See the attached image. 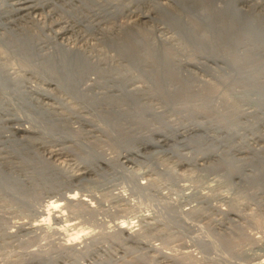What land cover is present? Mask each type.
Returning a JSON list of instances; mask_svg holds the SVG:
<instances>
[{
  "label": "rangeland",
  "instance_id": "1",
  "mask_svg": "<svg viewBox=\"0 0 264 264\" xmlns=\"http://www.w3.org/2000/svg\"><path fill=\"white\" fill-rule=\"evenodd\" d=\"M16 1L0 0V67L18 81L15 86H11L12 81L6 82L9 97L4 105L0 103V264H106V255L135 244L144 248L171 246L174 250H171L172 262L169 264L257 262L256 259L247 262L239 257H247L245 248L254 247L259 241H263L264 249V44L243 40L233 47L223 46L227 58L213 59L171 22L172 17H178L177 21L182 20L181 23L192 22L198 35L204 41L212 42L214 28L205 22L211 18L213 24H227L224 9L229 6L238 8L241 14L251 13L256 17L258 29L263 28L260 24L264 19V0H32L17 6L13 5ZM158 3H164L166 9ZM33 4L36 9L32 12L17 13L13 9ZM127 8L148 13L151 18H127ZM210 9L216 14L209 13ZM62 25L70 28L64 39L54 33ZM119 25L122 30L118 31ZM126 31L130 32L129 39L138 44L140 51L151 48L157 53L164 47L171 51L180 74V84L164 89L171 94H165L163 90L157 94L155 86L141 72L149 71L150 66L131 67L122 56L124 54H118V48L110 44L122 39ZM227 32L231 34L230 29ZM10 36L28 38L29 50L15 54L16 44L6 41ZM65 42L85 54L83 59L105 69L100 73H94L93 69L86 73L98 80L97 84L93 79L85 80L86 85L91 84V90L86 93H104L98 96L101 101H93L94 112H107L111 106L114 110L119 109L123 115L119 124L107 121L101 114L93 116L88 107L91 100L87 97V103L83 99L74 102L73 98H67L74 107L70 110L64 103L66 95L55 90L54 85L48 88L52 87L57 102L42 99L28 88L29 83L47 88L43 84L47 80L44 68L39 69L47 63L41 60L58 49L54 44ZM10 48L14 49L13 53ZM236 58L241 61L238 68L233 63ZM33 62L37 65L32 69L21 65H32ZM34 70L35 76L31 73ZM241 73L244 76L247 73L245 79L248 80L242 79ZM253 78L259 82L255 83ZM135 86H141L149 94H140L135 100L115 98L119 94L115 88L133 90ZM178 87L185 88L186 93H180ZM17 112L21 113L20 119L15 116ZM80 115L93 116L94 123L101 126L109 122L107 126L111 127H105L113 131V136L101 134L91 124L83 122ZM20 122L36 124L33 132L44 128L48 134L42 133L43 138L30 134L28 137L33 139H23L26 134L15 133L11 128ZM190 124H198L201 131L181 135L162 147L141 148L140 143L151 144V139L159 137L156 135L158 129L170 135L179 127ZM50 129L54 132L52 135ZM71 129L79 132L80 135L73 136L81 137L80 143L76 144L70 136ZM151 129H157V132ZM115 130H120V134ZM137 148H141L143 155L134 157L135 161L121 163L124 158H117L123 150L137 151ZM53 149H58L61 154L50 158L48 153ZM92 152L100 153L96 156L100 169L89 175L69 176L68 171L79 164L80 157ZM203 152L210 155L209 160L203 159ZM82 165L81 162L79 167ZM209 165L212 167L208 168ZM33 171L37 172L34 174ZM69 193L78 199L66 202L63 198ZM53 199L61 205L49 209L46 203ZM44 217H47L46 221H42ZM121 223L130 227L131 233L136 229L134 234L130 236V231L115 233ZM73 228L84 229L77 240L68 242ZM187 244L198 245L203 253L197 258L189 255V249L183 247ZM204 245L210 246L204 250ZM147 252L143 254L149 257L144 264H155L152 257L155 253ZM118 254L121 253L118 251ZM226 257L229 259L225 263ZM164 263L168 264L167 261ZM112 264H122V261L112 260Z\"/></svg>",
  "mask_w": 264,
  "mask_h": 264
},
{
  "label": "bare ground",
  "instance_id": "2",
  "mask_svg": "<svg viewBox=\"0 0 264 264\" xmlns=\"http://www.w3.org/2000/svg\"><path fill=\"white\" fill-rule=\"evenodd\" d=\"M30 1H32V0H22V1H16V2H14V4L13 5H18V4H25V3H27V2H30ZM158 1H161V0H158ZM157 1V2H158ZM175 1V0H174ZM252 1V0H251ZM156 2V1H155ZM179 2V1H178ZM243 2H246V0H243ZM13 3V2H12ZM263 3V2H262ZM8 4V3H7ZM11 3H9V5H10ZM159 4V5H158ZM157 5L158 6H160V7H167L164 3H158ZM251 4V3H250ZM259 4V3H258ZM261 5V4H260ZM8 6V5H7ZM254 6V5H253ZM262 6V5H261ZM12 7V6H11ZM225 7V6H224ZM17 13L19 12V11H25V10H29V11H33L34 9H36L35 8V5L33 4V5H25V6H23V7H18V8H13ZM162 9V8H161ZM164 9H166V8H164ZM168 9V8H167ZM171 9V8H170ZM220 9V8H219ZM241 9V8H240ZM252 9H254V8H252ZM163 10V9H162ZM211 10V11H210ZM209 10V13H213L214 15L216 14L215 13V10H212V9H210ZM225 11H226V15H227V17H228V22H227V24H223V23H217V24H213L214 22H213V20L210 18V19H207L206 20V25L207 26H211L212 25V27L214 28V33H215V38H214V40L211 42H208V41H204L205 39L200 35H198V33H197V27L192 23V22H187V21H185V22H183V23H181V21L180 22H178L177 21V19H178V17H172V24H173V26H177L178 28H179V30L181 31V32H183V34L185 35V37L189 40V41H192V42H195L200 48H201V50H203L204 51V53H206V55H207V57L209 56V58L210 57H212L213 59H215V57L217 58V57H225V58H227L226 57V51H225V53H223V46L224 47H226L227 45L228 46H230V47H233V46H235V45H237V44H239V43H242V41L243 40H245V41H247V40H251V43L252 44H264V27H263V25H264V19L261 21V23L263 22V24H260L263 28H261V29H258V25L256 24L257 22L254 20V17L255 16H253L251 13H246V14H241L240 12H238L239 10H238V8H236V7H234V6H229V7H227L226 9H224ZM28 11V12H29ZM169 11V10H168ZM221 11V10H220ZM219 11V12H220ZM249 11V10H248ZM162 12V11H161ZM246 12V11H245ZM124 15V14H123ZM126 16H127V18H132L133 16H139L140 17V19L141 18H151V16L148 14V13H143V12H138V11H136L135 9H133V10H131V9H126V14H125ZM169 15V14H168ZM213 15H211V17H212ZM264 16V15H263ZM167 17V16H166ZM256 18V17H255ZM218 21H219V19H218ZM57 24V23H56ZM172 26V27H173ZM50 27V26H49ZM50 29V28H49ZM231 30V34L229 35L228 34V32H227V30ZM51 30V29H50ZM70 28H69V26L67 27V26H63L62 25V27H60V29L59 30H57V31H55L54 30V33H55V35L56 36H60V37H62L61 39H64V35H66V34H68L70 31ZM117 30L119 31V30H122V27L119 25V27L117 28ZM211 30H213V29H211ZM129 34H130V32L129 31H126L125 32V34H124V37L122 38V39H120L118 42H110V44H112V45H114L115 47H117L118 49V54H120V53H122V54H124V55H122V56H124L126 59H125V61L128 63V65H130L131 67H139L140 65H143L144 64V66H147V67H149L150 66V69H149V71L147 70V71H145V70H143V71H141V72H143V74H144V76L143 77H145L148 81L150 80V82L152 83V86H155L154 88H156V92H157V94H160V91H164V93L165 94H171L169 91H166V90H164L168 85H178V84H180V74H179V72L178 71H176V70H178L177 68H176V65H175V63H174V59H173V57H172V54H171V51L168 49V48H162V50H160V51H158L157 53H154L153 52V50L151 49V48H148V49H146V48H143L141 51H140V49H139V46H138V44H136L135 42H133V41H131L130 39H129ZM227 34L229 35V36H227ZM131 35V34H130ZM2 37H0V42H1V39ZM59 38V37H58ZM129 39V40H128ZM165 39V38H164ZM162 40V39H161ZM8 43H13V44H16L15 46L17 47L16 48V53L15 54H17V53H25L26 51H28L29 49V47H28V38H26V37H16V36H10V37H8V39L6 40ZM63 41V40H62ZM68 41V40H67ZM136 41V40H135ZM167 41V40H166ZM56 42V41H55ZM191 42V43H192ZM3 43H4V41H3ZM67 43L68 42H65V43H62V44H54V46H56V47H58V49L56 48V50H55V52H53V53H51V54H48V56H45V57H43L42 58V62L44 63H47L46 65H41V67H39V69L40 68H44L43 70H44V74H46V77H44L45 79H47V80H44V81H46V82H43V84H45L46 86H47V88L49 87V86H52V85H54L55 87H54V89L55 90H59L60 91V93H62L63 95L65 94L66 95V99L67 98H73L74 99V102H79L78 100H82L83 99V101H85V103H87V101H86V99L87 100H91V101H89V103H88V107H90V110L93 112L92 113V115L94 114H101V115H103L105 118H107L106 120L108 121H115V123H118L119 124V121H121L120 119L122 118V116H121V110H114V108L111 106V107H109L110 108V110L109 111H107V112H104L103 110L100 112V113H98V111H96V112H94L96 109H95V106H94V102L93 101H97V102H99V101H101V97H98L99 95H102V94H104V93H101V92H92V94H90V95H88L87 93H86V91H90L91 90V88H89L90 87V85L91 84H85V80H87V81H89V80H92L93 79V83H95V84H97L98 83V80L97 79H94V77L93 78H90L89 77V75H87L86 73L87 72H89V71H91L92 69V71H94V73H100L102 70L104 71L105 69H100V68H98V64L97 63H93L92 61L90 62V61H88V59L87 60H85V59H83V58H85L84 57V55H82L81 54V52L79 51V49L77 48H74V47H72V46H68L67 45ZM2 44V43H1ZM141 44V43H140ZM3 45V44H2ZM73 45H74V43H73ZM144 45H146V44H144ZM7 46V45H6ZM62 46V47H61ZM242 46V45H241ZM256 46V45H255ZM4 47V46H3ZM8 47V46H7ZM10 47V46H9ZM194 47V46H193ZM14 48V47H13ZM8 49V48H7ZM15 49V48H14ZM14 49H11L10 48V50H12V52L11 53H13V50ZM9 50V49H8ZM237 51V50H236ZM8 52V51H7ZM15 52V51H14ZM232 52V51H231ZM234 52V51H233ZM5 53V52H4ZM6 54V53H5ZM4 54V55H5ZM11 55V54H10ZM20 55V54H19ZM19 55H18V57H19ZM23 55V54H22ZM27 55V54H26ZM229 55V54H228ZM1 56V55H0ZM13 56V55H12ZM15 56V55H14ZM59 56H63L62 58H60ZM230 57H231V54L229 55ZM18 57H16V58H18ZM47 57H49V59H47ZM229 57V58H230ZM235 57V56H234ZM237 57V56H236ZM248 57V56H247ZM23 58V57H22ZM26 58V57H25ZM24 58V59H25ZM252 58V57H251ZM8 59V58H7ZM10 59V58H9ZM19 59H21V58H19ZM28 59V58H27ZM5 60V59H4ZM22 60V59H21ZM21 60L20 61H18V60H15V61H18V62H16V63H19V62H21ZM30 60V59H29ZM123 60V59H122ZM207 60H209V59H207ZM233 60V59H232ZM231 60V61H232ZM238 59L236 58V59H234L233 60V63H234V65L235 66H239V61L240 60H238ZM8 61H10V60H8ZM14 61V60H13ZM26 61V60H25ZM31 61H32V59H31ZM230 61V62H231ZM4 62H7V61H3V63ZM12 62V61H11ZM35 62V61H34ZM33 62V63H34ZM57 62L58 63H60L59 65L57 64ZM13 63V62H12ZM27 63V62H26ZM25 63V64H26ZM226 63V62H225ZM240 63H241V61H240ZM14 64H15V62H14ZM13 64V65H14ZM25 64H22L21 63V65H24L23 67H28V68H31L32 69V67H33V65L35 66V64L36 63H34V64H29V65H25ZM186 64H188V65H190V63H186ZM17 65V64H16ZM20 65V66H21ZM37 65V64H36ZM185 65V64H184ZM233 65V66H234ZM246 65V64H245ZM249 65V64H248ZM1 66V65H0ZM6 65H4V67H5ZM18 66V65H17ZM19 66V67H20ZM238 66L236 67V68H238ZM9 67V66H8ZM18 67V68H19ZM38 67V66H37ZM254 67V66H253ZM256 67V66H255ZM15 68V67H14ZM21 68H22V66H21ZM20 68V69H21ZM46 68V69H45ZM236 68H234V69H236ZM31 69H30V71H31ZM34 69H35V67H34ZM240 69V68H239ZM243 69V68H242ZM247 69V68H246ZM11 71H12V69H10ZM22 71H23V69H21ZM21 70H18V71H20L21 72ZM27 70V69H26ZM36 70V69H35ZM34 70V72L32 71L31 73H33L34 74V76L36 75V71ZM42 70V69H41ZM41 70H39V71H41ZM17 71V72H18ZM242 71H244V70H242ZM250 70H248V72H249ZM253 71V70H252ZM254 71H256V70H254ZM264 71V70H263ZM12 72H14V69H13V71ZM16 72V71H15ZM14 72V73H15ZM26 73H27V71H25ZM8 73H9V71H8ZM13 73V74H14ZM24 73V72H23ZM30 73V72H29ZM43 73V72H42ZM237 73H238V71H237ZM17 74V73H16ZM19 74V73H18ZM18 74H17V76H18ZM37 74H39V73H37ZM243 73H241V75H242ZM250 74H251V72H250ZM11 75V74H10ZM40 76H41V74H39ZM141 75V74H140ZM240 75V74H239ZM33 76V77H34ZM39 76V77H40ZM243 76V77H242ZM241 77H242V79H245V76H247V73H246V75L244 76V75H242ZM18 77H20L21 78V76L19 75ZM100 77H101V79H102V75H100ZM99 77V78H100ZM253 77V76H252ZM251 77V78H252ZM262 77V76H261ZM263 77H264V75H263ZM22 78H24V76L22 77ZM238 78H240V77H238ZM248 78V77H247ZM251 78H249V79H251ZM257 78V77H256ZM254 79L253 81L256 83V82H259L257 79ZM13 80H14V82L17 80V78H12L11 76H9V74H7V73H5V71L0 67V103L1 104H5V102L7 101V100H5L6 98H8L9 96H8V94H9V92H6V88L8 87H6L5 85H6V82L7 81H12L10 84H11V86L12 85H14L15 86V84L17 83V85H18V81L17 82H13ZM245 80H248V79H245ZM240 81V80H239ZM250 81V80H249ZM261 81V80H260ZM264 81V80H263ZM250 82H252V81H250ZM253 83V82H252ZM259 84V83H258ZM258 84H256V85H258ZM8 85V84H7ZM34 85H35V83H34ZM252 85V84H251ZM260 85V84H259ZM262 86V85H261ZM17 87V86H16ZM181 87H183V86H181ZM10 88H12V87H10ZM9 88V89H10ZM30 90H33V92L34 93H36V94H38V95H40L41 97H42V99H52L53 100V102H57V101H59L57 98V96L55 95V93L53 92V89H52V87L51 88H48V89H50V90H48L47 88H44V89H42V88H40L38 85H35V87L31 84V83H29V87H28ZM31 88H33V89H31ZM120 88V87H119ZM168 88V87H167ZM179 88V87H178ZM258 88V86L256 87V89ZM12 89H16V88H12ZM144 88H142L141 86H135V88L133 89V90H125V88H123L122 90H120V89H116L115 88V91H117V92H119V94L117 95V96H115V98L116 99H119V100H135V98H137L138 97V95H140V94H147L146 92H144V90H143ZM184 90H182V89H178L179 91H181L180 93H186V91H185V88H183ZM187 89V88H186ZM259 89V88H258ZM8 90V89H7ZM39 90V91H38ZM46 90V91H45ZM153 90V89H152ZM12 91V90H11ZM110 92L112 91V90H109ZM258 91V90H257ZM260 91V90H259ZM262 91V90H261ZM13 92H16V91H13ZM21 92V91H20ZM175 92V91H174ZM264 92V91H263ZM19 93V92H18ZM10 94H11V92H10ZM25 94V93H24ZM149 94V93H148ZM147 94V95H148ZM259 94H260V92H259ZM20 95V94H19ZM12 96V95H11ZM107 96H109V95H107ZM85 97V98H84ZM87 97V98H86ZM11 98V97H10ZM99 98V99H98ZM9 100V99H8ZM159 101V100H158ZM260 102V101H259ZM65 103V106H67L68 107V109H70V110H73L74 109V107L72 106V105H70V102L68 101V99L64 102ZM133 104H134V102H133ZM136 105V104H135ZM1 108H2V105H1ZM0 108V109H1ZM6 108V107H5ZM43 109V108H42ZM136 109V108H135ZM160 110V109H159ZM1 111V110H0ZM2 111H4V110H2ZM39 111V110H38ZM154 112H156V111H154ZM4 113V112H3ZM155 114V113H154ZM157 114H158V112H157ZM160 114H161V110H160ZM160 114H158V115H160ZM93 115V116H94ZM139 115V114H138ZM15 116L18 118V119H20V116H21V113H16L15 114ZM81 117H79L83 122H86V123H89V124H91V126H92V128H95V130H97L98 132H100L101 134H104V135H106V134H109V135H111V136H113V131L111 130H106V127L105 126H107V124L109 123H107L106 125H104V126H101L100 124L98 125L97 123H94V119H92L93 118V116H92V118H90V117H84V116H82V115H80ZM161 116V115H160ZM98 117H100V116H98ZM162 117V116H161ZM160 117V118H161ZM208 117V116H207ZM130 118L131 117H129V120H130ZM156 118V117H155ZM211 118V117H210ZM99 119V118H98ZM119 119V120H118ZM123 119H125V118H123ZM14 120V119H13ZM12 120V121H13ZM102 120V119H101ZM116 120H118V121H116ZM206 120V119H205ZM21 121V120H20ZM209 121V120H208ZM207 121V122H208ZM82 122V123H83ZM103 122V121H102ZM101 122V123H102ZM105 122V121H104ZM106 123V122H105ZM193 123H195V122H193ZM198 123V122H197ZM206 123V122H205ZM104 124V123H103ZM110 124V123H109ZM114 124V123H113ZM210 124V123H209ZM35 126V127H33V126ZM117 125V124H116ZM206 125H207V123H206ZM212 125H213V123H212ZM211 125V126H212ZM12 127V129H13V131L15 132V133H20V134H22V133H24V134H26L25 136H23L22 138L23 139H26V138H28V139H33V137L31 136V137H28L30 134H37V135H42L43 136V134L46 132L47 133V131H45L44 132V128H42L41 130H39L37 133L36 132H33L34 130L36 131V124H33V123H30V124H23V123H15V124H13V125H11ZM88 126V125H87ZM121 126V125H120ZM214 126H216V124L214 125ZM107 127H111V126H107ZM113 127V126H112ZM116 127V126H115ZM46 128V127H45ZM198 124H190V125H183V126H181V127H179V130H177V131H175L174 133H172V134H170V135H168V134H166L167 133V131H166V133L165 134H163V130H160V129H158V132H157V129L156 130H153V129H151V130H153V132H157L156 133V135L157 136H159L158 138H154V139H148V140H150L149 142L151 143V144H148V143H140V145H141V148L142 149H144V148H146V146H149V145H152L153 147H162V146H165V144H167V141H170V140H172V141H175L179 136H181V135H184V134H187V133H191V132H193V131H201V130H198ZM207 128V127H206ZM205 128V129H206ZM216 128H217V126H216ZM60 129V128H59ZM221 129V128H220ZM51 131H52V129H50ZM84 130V129H83ZM55 131V130H54ZM71 131V132H70ZM87 131V130H86ZM48 132H49V130H48ZM69 132L72 134H70V136H72L73 138H74V136H77V134H79V132L78 131H76V130H69ZM115 132H116V134H120V130H115ZM151 132V131H150ZM203 132V131H202ZM43 133V134H42ZM45 133V134H46ZM52 133H54L53 131L51 132V135H52ZM87 133H89V132H87ZM48 134V133H47ZM194 134V133H193ZM208 134V133H207ZM74 135V136H73ZM80 135V134H79ZM78 135V136H79ZM41 136V137H42ZM50 136V135H49ZM69 136V135H68ZM69 136V137H70ZM37 137V136H36ZM116 137H117V135H116ZM150 136H148V138H149ZM19 138V137H18ZM43 138V137H42ZM197 138H198V134H197ZM27 139V140H28ZM49 139H50V137H49ZM56 139V138H55ZM80 139H81V137H80ZM80 139H78V137H76V138H74V141H75V143L76 144H78L77 142H79V140ZM20 141L22 140V139H19ZM50 140H52V139H50ZM54 140V139H53ZM69 140V139H68ZM72 141V140H71ZM22 142V141H21ZM26 142V141H25ZM41 142V141H40ZM70 142V141H69ZM84 142V141H83ZM20 143V142H19ZM24 143V142H23ZM74 143V142H73ZM80 143V142H79ZM82 143V142H81ZM22 144V143H21ZM59 145H60V143H59ZM63 145V144H62ZM170 146V145H169ZM84 147V146H83ZM170 147H172V146H170ZM76 148V147H75ZM80 148V147H79ZM141 148H137V151H131V150H128V149H126V150H123V153H120L118 156H117V158H120V159H123V161L121 162V163H123V162H132L133 160L135 161L136 160V158H134V157H137V156H141V155H143V153H141L140 152V149ZM164 148V147H163ZM46 149V148H45ZM60 149V148H59ZM65 149V148H64ZM77 149V148H76ZM172 149V148H171ZM61 150V149H60ZM70 150V149H69ZM82 151V150H81ZM85 151V150H84ZM101 151V150H100ZM87 152V151H86ZM98 152H99V150H98ZM157 152V151H156ZM205 152H203V153H201V155H204V156H202L203 157V159H205V160H209V158H210V155H208V156H206V154H204ZM49 157L51 158L52 156H58V155H60L61 153H60V151H58V149H53L52 151H50L49 153ZM70 154V153H69ZM89 154V153H88ZM99 155H100V153H98ZM97 154V155H98ZM104 154V153H103ZM157 154V153H156ZM95 153H91L90 155H83V156H81L80 157V159H81V161L79 162V164L82 162L83 164H84V166L82 165V167L80 168L79 167V164H76L74 167H72V169H70L68 172H69V176H74V177H76V176H83V175H89V174H93L94 172H95V170H97V169H100V166L96 163L97 161H99V159L96 157L97 156ZM98 155V156H99ZM146 156V155H145ZM226 157V156H225ZM26 159V158H25ZM101 159V158H100ZM189 159H191V161H193V159L189 156ZM115 160V159H114ZM117 160V159H116ZM42 161V160H41ZM62 160H60V162H61ZM112 161V160H111ZM224 161H225V158H224ZM29 162V161H28ZM33 162V161H32ZM32 162H30V163H32ZM37 162H39V161H37ZM77 162V161H76ZM116 162V161H115ZM186 162V161H185ZM219 162H221V161H219ZM46 163V162H45ZM189 163V162H188ZM214 163V162H213ZM218 163V162H217ZM222 163V162H221ZM225 163V162H224ZM232 162H230V164H231ZM59 164V163H58ZM211 165H213L212 163H210ZM226 164V163H225ZM33 165H36V164H33ZM74 165V164H73ZM229 165V164H228ZM227 165V166H228ZM232 165V164H231ZM42 166V165H41ZM71 166V164L69 163V165H68V167H70ZM214 166H215V164H214ZM223 166V165H222ZM37 167V166H36ZM44 167H46L45 165H44ZM202 167V166H201ZM205 167H206V165H205ZM210 167H212V166H210L209 165V167L208 168H210ZM217 167V166H216ZM34 168H35V166H34ZM65 168V167H64ZM200 168V167H199ZM218 168V167H217ZM226 168V167H225ZM201 170H203V169H201ZM220 170V169H219ZM34 171H35V169H34ZM34 171H33V173H34ZM38 171V170H37ZM36 171V172H37ZM67 171V170H66ZM65 171V172H66ZM228 171V170H227ZM229 171H230V169H229ZM35 172V173H36ZM63 172V171H62ZM218 172V171H217ZM34 173V174H35ZM43 173V172H42ZM41 173V175L43 176V174ZM37 174H39V172L37 173ZM246 174V173H245ZM63 175H65V173L63 174ZM63 175H62V177H63ZM68 175V174H67ZM230 175V174H229ZM32 176V175H31ZM46 176V175H45ZM66 176V175H65ZM64 176V177H65ZM69 176H66V177H69ZM241 176H242V174H240L239 175V177L241 178ZM247 176H248V174H247ZM247 176H245V177H247ZM39 177V176H38ZM44 177V176H43ZM42 177V178H43ZM13 178V182H11L12 184L14 183V177H12ZM11 178V179H12ZM19 178V177H18ZM61 178V177H60ZM87 178V177H86ZM45 179V178H44ZM43 179V180H44ZM65 179H67V178H65ZM17 180V179H16ZM35 180H37V179H35ZM52 180V179H51ZM69 180V179H68ZM37 182V181H36ZM51 182V181H50ZM79 182V181H78ZM64 183V182H63ZM142 183V182H141ZM144 183V182H143ZM59 184H61V183H59ZM9 185V184H8ZM12 186V185H11ZM46 186V185H45ZM48 186H51V185H48ZM58 186V185H57ZM72 186V185H71ZM64 188V187H63ZM75 189V188H74ZM50 190V189H49ZM52 191H54V190H52ZM77 191V190H76ZM120 191V190H119ZM68 192H70V191H68ZM79 192V191H78ZM11 193V192H10ZM121 193V192H120ZM75 194H77L76 192H75ZM75 194H67V195H65V198H63L64 200H66V202L67 201H70L71 199L73 200L74 198H75ZM119 194V193H118ZM124 195V194H123ZM222 195V194H221ZM121 196V195H120ZM225 196V195H224ZM186 197H189V195L188 196H186ZM227 197V196H226ZM225 197V198H226ZM49 198V197H48ZM76 198H77V196H76ZM76 198L74 199V200H76ZM57 199H59V198H57ZM78 199V198H77ZM51 200V199H50ZM71 200V201H72ZM86 201H87V199H85ZM85 200H83V201H85ZM85 201V202H86ZM92 201V200H91ZM76 202V201H75ZM88 203H89V201H87ZM86 202V203H87ZM81 203H82V201H81ZM46 204H48V206L47 207H49V209L50 208H56V207H58V206H60L61 205V203H58V201L57 200H54L53 199V201H49L48 203H46ZM45 204V205H46ZM75 204V203H74ZM44 205V204H43ZM78 205H79V203H78ZM42 207H44V206H42ZM45 208V207H44ZM68 210V209H67ZM87 210V209H86ZM48 211V210H47ZM65 211V210H64ZM61 212V211H60ZM63 212V211H62ZM41 213V212H40ZM43 213V212H42ZM45 213H46V211H45ZM48 213V212H47ZM236 213V212H235ZM237 213H239V212H237ZM40 215V214H39ZM49 215V214H48ZM51 215V214H50ZM236 215V214H235ZM240 215V214H239ZM45 216V215H44ZM56 216H58V215H56ZM55 216V217H56ZM40 217V216H39ZM48 217V216H47ZM47 217H44V218H42V221H46L47 220ZM49 218V217H48ZM238 218H240L239 216H238ZM46 219V220H45ZM62 219V218H61ZM68 219V218H67ZM104 220V219H103ZM158 220V219H157ZM229 220H231V218H229ZM233 220V219H232ZM231 220V221H232ZM67 221V220H66ZM34 222V221H33ZM36 222V221H35ZM50 222V221H49ZM48 222V223H49ZM233 222V221H232ZM39 223V222H38ZM45 223V222H44ZM75 223H76V221H75ZM27 224H29V223H27ZM37 224V223H36ZM23 224H21V226H22ZM40 225V224H39ZM44 225V224H43ZM67 225V224H66ZM117 225V224H116ZM24 226V225H23ZM33 227H39V226H35V225H32ZM127 226V225H126ZM126 226H124L123 225V223H121V224H119L117 227L116 226H114V227H116V229H115V233L117 232L118 234H123L125 231H127V232H129L130 231V229H128V228H130V227H126ZM20 227V226H19ZM47 227V226H46ZM62 227H64V226H62ZM67 227V226H66ZM84 227V226H83ZM99 227V226H98ZM30 228V227H29ZM90 228V227H89ZM39 229V228H38ZM73 229H75V228H73ZM82 229H84V228H78V229H75L73 232H71V233H69V235H68V242H69V240H77L79 237H80V234L83 232L82 231ZM103 229V228H102ZM101 229V230H102ZM108 229V228H107ZM111 229V228H110ZM35 230V229H34ZM37 230V229H36ZM61 230V229H60ZM71 230V229H70ZM113 231H114V229H112ZM136 230V229H135ZM135 230H133L134 232H135ZM31 231V230H30ZM67 231V230H66ZM109 231H111V230H109ZM70 232V231H69ZM132 232V229H131V231H130V236H131V234L133 235L134 234V232L133 233H131ZM65 233V232H64ZM88 232H86V234H87ZM90 233V232H89ZM88 233V234H89ZM106 233H108V232H106ZM111 233V232H110ZM85 234V235H86ZM128 234V233H127ZM84 235V236H85ZM82 236V235H81ZM250 239V238H249ZM70 241V242H71ZM214 242V241H213ZM68 244V243H67ZM208 244V243H207ZM212 244V243H211ZM213 245V244H212ZM263 245V244H262ZM65 246V245H64ZM205 246V245H204ZM203 246V247H204ZM210 246V245H209ZM225 246H227V245H225ZM201 247H202V245H201ZM218 247V246H217ZM65 248V247H64ZM205 248H206V246H205ZM67 249V248H66ZM237 251H239V250H237ZM236 251V252H237ZM222 252V251H221ZM246 252H247V250H246ZM237 254V253H236ZM175 255V254H174ZM178 256V255H177ZM232 256V255H231ZM181 258V257H180ZM242 260V259H241ZM237 261V260H236ZM244 263V262H243ZM247 264V263H246Z\"/></svg>",
  "mask_w": 264,
  "mask_h": 264
},
{
  "label": "built area",
  "instance_id": "3",
  "mask_svg": "<svg viewBox=\"0 0 264 264\" xmlns=\"http://www.w3.org/2000/svg\"><path fill=\"white\" fill-rule=\"evenodd\" d=\"M263 241H259L258 245L252 247H246L245 249L247 250V254H249L247 257H242L240 255L239 259L241 258L242 260H247L249 261H254L255 259L257 262L254 264H264V249L262 248L263 245H261ZM189 249L187 252L189 255L197 258L203 253L202 251L199 250L198 245L194 244H187L186 246H183ZM209 246H206L208 248ZM204 250H207V249ZM201 250L203 248H200ZM171 250H174V248H171V246H167L165 248H160V247H155V248H144L143 246H138V245H127L126 247H121L120 250H117L116 253H111L112 255H106V264H112V260H120L122 261V264H144V260L146 258H149L147 256H143L144 253H148L147 251H151L152 253H155L153 257V260L155 261V264H163V262L167 261L169 264L172 262V256H171ZM107 251H112V250H107ZM106 251V252H107ZM118 251L122 254H118ZM105 252V251H104ZM112 256L115 257L112 258ZM129 256V258H127ZM108 258V259H107ZM210 259V258H208ZM225 263L229 259L228 257L225 258ZM216 260H221L217 259ZM213 260H210L212 262ZM166 264V263H164ZM220 264V263H216Z\"/></svg>",
  "mask_w": 264,
  "mask_h": 264
}]
</instances>
